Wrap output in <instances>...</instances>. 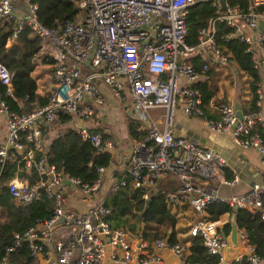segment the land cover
Instances as JSON below:
<instances>
[{
	"label": "built area",
	"instance_id": "obj_1",
	"mask_svg": "<svg viewBox=\"0 0 264 264\" xmlns=\"http://www.w3.org/2000/svg\"><path fill=\"white\" fill-rule=\"evenodd\" d=\"M219 1L214 0L220 14L212 27L201 29L197 42L189 44L185 20L195 0H78L75 18L52 28L39 22L37 6L32 0H0V23L14 21L8 44L27 28L41 39L40 59L53 61V85L45 106L18 114L9 110L0 94V116L5 128L0 137V165L7 159H19L26 172L33 170L38 176L33 184L18 177L6 184L8 193L19 204L27 206L43 197L55 204L48 220L14 234L13 244L6 249L0 264H10V255L22 245H27L34 260L43 258L45 249L51 246L56 264H104L107 247L111 249V261L116 264H163V250H169L180 264H188L185 247L179 243L156 239L150 244L138 234L112 228L108 221L111 211L105 207L104 199L84 213L65 209L67 189L96 194L103 188L106 168H97V179L89 185L48 165L44 154L38 152L41 127L51 125L60 116H69L83 122L84 127L73 128L83 142L99 154L111 149L108 139H101L86 127V121L93 116V107L105 102L99 83L117 102L130 103L133 117L139 123L138 130L144 133L131 147L124 172L116 177L114 184L105 187L109 193L129 187L139 190L143 200L148 201L150 192L160 191V183L172 176L178 182L177 190L162 192L168 207L187 204L196 214L217 203L227 206L232 213L262 210L264 187L259 184L242 196L201 192L195 182L209 186L223 177L228 164L219 153L172 133L174 112L179 110L187 118L201 119L204 127L214 134H231L238 147L255 150L264 161V119L259 112L243 113L238 121L233 106L221 102L214 104L218 113L214 120L208 119L202 108L198 84L212 67L232 65L215 42L216 22H224L234 30L225 39H239L245 45L254 69H258L260 61L264 62V30H258L264 16L254 14L256 7L264 5V0H249L246 12L226 1L225 11L220 12ZM86 67L93 72L83 75ZM12 77L0 64V84L10 97ZM263 98L262 92H257L256 108L261 106ZM153 110L163 111L160 123L151 118ZM237 182V176L230 181L221 180L228 187ZM58 228L64 230V237L54 240L53 233ZM188 235L201 240L207 254L223 263L224 250L230 241L223 237L217 222H196L189 227ZM236 236L242 253L232 263L261 264L264 248L259 251L244 229H237ZM151 245L154 249H150Z\"/></svg>",
	"mask_w": 264,
	"mask_h": 264
},
{
	"label": "trees",
	"instance_id": "obj_2",
	"mask_svg": "<svg viewBox=\"0 0 264 264\" xmlns=\"http://www.w3.org/2000/svg\"><path fill=\"white\" fill-rule=\"evenodd\" d=\"M77 1L32 0V3L37 6L36 17L39 22L47 28H52L58 23L72 21L75 18L78 13ZM195 1V5L188 9L185 20L189 44H195L198 32L203 28H211L212 22L220 14L219 9L213 5L214 0ZM225 1L229 5L240 6L242 12H246L250 4L249 0ZM255 10L257 14L264 16V5L256 7ZM13 29L14 21L0 23V64L13 76L11 80L12 97L6 95V88L1 84L0 94L4 97L10 111L24 114L35 107H42L48 103V98L37 93V84L32 73L39 61L43 64H52L53 61L48 58L40 59L41 39L33 35L27 28H24L8 44ZM233 32L234 30L226 26L224 22L214 24V39L218 48L232 61L233 67L250 78L252 97L249 112L256 113L258 112L255 103L257 101V83L260 80L259 73L253 67L250 55L245 52V45L241 44L239 39H225ZM195 61L198 64L200 62L199 59ZM207 80L198 84L202 93V108L206 116L208 113L205 108L217 91L216 85L213 82L208 84ZM72 124V117L60 116L51 125L41 127L42 138H44L55 127L69 126L64 132L54 136L44 156L48 165H53L57 170L79 179L82 183L91 185L97 179L96 169L108 167L111 163V156L107 152L99 154L89 143L83 142L71 128ZM127 131L132 140L138 141L144 137V133L138 131V124L135 121H130L127 124ZM91 132L99 135L101 139H105L101 133ZM15 177L30 184H33L38 178L33 170L29 173L26 172L19 159H7L3 165H0V261L5 255L6 249L13 244L14 234H20L34 227L38 221L48 220L55 208V204L44 197L27 206L19 204L10 196L6 187V184ZM149 201L148 209L140 217L147 202L143 200L141 192L129 187L116 189L109 194L104 202L105 207L111 211L108 217L110 225L112 228H120L138 234L144 240L153 241L167 238L168 244L176 243L174 232L176 219L168 209L165 194L161 191L157 193L151 191ZM207 211L212 216L211 222L217 221L218 217L225 213L232 214L227 206L218 203L208 206ZM129 214L133 215L131 219L127 218ZM234 214L236 226L239 229H244L249 239L255 240L258 250L261 251L264 248V221L262 219L264 216V196H262L261 211L250 213L242 210ZM141 225L142 229H140ZM228 230L229 227L226 232ZM189 249L191 251L190 257L187 258L189 264H220L218 257L207 254L206 248L199 239H193ZM33 261L34 259L29 256L27 245H22L9 257L10 264H33Z\"/></svg>",
	"mask_w": 264,
	"mask_h": 264
},
{
	"label": "crops",
	"instance_id": "obj_3",
	"mask_svg": "<svg viewBox=\"0 0 264 264\" xmlns=\"http://www.w3.org/2000/svg\"><path fill=\"white\" fill-rule=\"evenodd\" d=\"M18 10L21 12L19 6ZM38 65L41 66L35 68L32 73V77L37 84V93L42 97L49 98L52 87H50L48 93H45V91L47 90V81L50 80L51 86L53 85L52 65L43 64L40 63V61ZM257 70L260 80L257 83L256 95L257 92L261 91L264 96L263 61H260ZM206 80L208 84L213 82L217 87L215 95L210 100L209 105L205 108L208 113L206 116L207 118L214 120L218 118V113L214 109V104H219L221 101L231 104L236 112L240 111L242 114L249 112V105L252 97L250 92V78L242 71H238L232 65L230 68L214 66L209 70L207 77L203 79L200 84L204 83ZM98 87L105 98V102L102 106L93 107V116L86 121V127L93 132L97 131L101 133L105 139L110 141L111 149H109L107 153L111 156V163L106 167L103 188L96 194L85 195L75 188L69 187L67 189L64 206L66 211L73 213L86 212L88 209L94 207L100 199H104L105 202L110 194L105 187L110 183L114 184L116 177H119V174L124 172L131 147L136 142L134 139L132 140L129 138L127 124L130 121H135L139 127V123L133 117L129 102L126 104L119 103L103 84L99 83ZM258 112L264 119V98L261 100V106L258 108ZM162 115V110H153L150 112L151 118L157 123L161 122ZM78 125L79 122L73 119L71 128L77 127ZM67 128H69V126L55 127V129L50 130L46 137L42 138L38 152L45 155L54 136L58 133L64 132ZM4 133V121L2 120L0 121V137H2ZM172 133L176 137L191 140L199 147L219 153L228 164V167L223 173V177L215 182H210L209 186L202 187L198 181L195 182L197 188L201 189V192L218 194L219 196H242L246 195L255 184L264 187V161H262L255 150L238 147L234 143L231 134H214L204 127L201 119L187 118L183 116L179 110L174 112ZM234 176L238 177V182L232 187L222 185L221 180L230 181ZM177 188L178 182L171 176L162 181L158 189L161 192L170 193L175 192ZM168 209L176 219V225L174 228L177 240L176 243L185 247V254L188 258L191 255L189 246L193 240L188 235L189 227L199 221H210L212 216L207 210L202 214H196L187 204L169 206ZM232 214L225 213L219 216L218 220L215 221L218 223L222 235H224L229 241L232 231L230 224ZM227 226L229 227V230L226 232L228 228ZM140 229H142V225L140 226ZM237 229L239 228L236 226V234ZM138 233L140 232L138 231ZM63 237L64 230L62 228H58L53 233L54 240H61ZM163 240L167 241V238H164ZM154 241L155 240H147L150 244ZM251 241L255 243V240ZM150 249H154V247L151 245ZM110 253L111 249L107 247L104 264H116L111 261ZM116 253H118V255L120 254L118 251H116ZM241 253V246L237 244V246L234 247L230 241V246L224 250V261L220 264H232L235 257ZM161 256L163 264H180L179 259L169 250H163ZM33 264H56L52 247H47L43 258L34 260ZM261 264H264V259Z\"/></svg>",
	"mask_w": 264,
	"mask_h": 264
},
{
	"label": "water",
	"instance_id": "obj_4",
	"mask_svg": "<svg viewBox=\"0 0 264 264\" xmlns=\"http://www.w3.org/2000/svg\"><path fill=\"white\" fill-rule=\"evenodd\" d=\"M15 1L16 0H12V2H15ZM219 2H220V6H221L220 12H224L225 11V0H220ZM256 13H257L256 10H254V14H256ZM258 30L259 31L264 30V22L263 21H260L259 22ZM236 117H237V120L238 121H241V119H242V112L237 111L236 112ZM78 126L81 127V128L84 127L83 122L80 121ZM149 202H150L149 200L146 202V205L144 207V211L140 214V217H142L143 214L145 213V211L148 209ZM61 221H63V218L61 219ZM230 224H231V230H232L231 231V235H230V241L232 243V246L236 247L237 246V236H236L235 214H232L231 215ZM223 237H225V236L223 235Z\"/></svg>",
	"mask_w": 264,
	"mask_h": 264
},
{
	"label": "rangeland",
	"instance_id": "obj_5",
	"mask_svg": "<svg viewBox=\"0 0 264 264\" xmlns=\"http://www.w3.org/2000/svg\"><path fill=\"white\" fill-rule=\"evenodd\" d=\"M39 66H41V65H37L36 68L39 67ZM92 72H93V70L90 69V68H88V67H86V68L83 69V75H87V74L92 73ZM50 82H51L50 80L47 81V88H46L47 90L45 91V93H48L49 90H50V87H52L51 84H50ZM2 120L4 121L3 117L0 116V121H2ZM132 217H133V215L132 214H129L127 218L131 219Z\"/></svg>",
	"mask_w": 264,
	"mask_h": 264
}]
</instances>
